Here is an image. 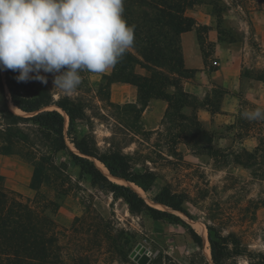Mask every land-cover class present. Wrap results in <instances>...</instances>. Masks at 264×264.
Masks as SVG:
<instances>
[{
	"label": "rangeland",
	"instance_id": "obj_1",
	"mask_svg": "<svg viewBox=\"0 0 264 264\" xmlns=\"http://www.w3.org/2000/svg\"><path fill=\"white\" fill-rule=\"evenodd\" d=\"M185 14L196 21L193 30L206 62V73L197 75L207 91L204 96L196 95L199 102L211 95L215 86L222 87L208 82L206 74L220 69L227 61L236 65L242 61L244 79L256 75L264 78V0H196ZM232 64L228 63L225 69ZM182 65V69H187ZM161 71L172 76L181 89L182 82L189 79L185 76L195 77L194 69H188L182 76L166 68ZM134 72L147 74L139 65ZM42 74L47 77L55 98L64 95L54 87L51 73ZM80 74L82 84L69 95L77 97L85 107L86 117L76 123L78 134L94 139L101 151L122 152L134 172L151 170L156 178L148 191L141 189L143 194L125 183L132 182L104 173L112 182L130 186L148 205L172 216L154 219L147 210L131 211L107 185L94 183L82 173L66 150L56 152L52 135L47 131L30 121L9 123V111L21 116L32 114L13 110L3 80L4 71H0L3 187L31 201L52 200L58 204L53 217L63 264H138L131 254L140 253L139 249L149 255L147 264H214L209 235L215 240L228 238L222 264H264V171L253 176L250 168L234 162L235 157L244 153L236 144L235 130L226 128L240 111L252 110L253 105L243 100L229 123L215 119L200 121L206 134L189 136L186 141L165 117L166 100L153 98L145 106L138 98L114 102L106 84L100 85L102 75ZM165 91L171 94L176 88L168 86ZM197 109L185 107L181 113L195 119ZM67 120L64 114L65 138ZM65 140L69 149L77 153ZM93 161L100 168L97 164L100 162ZM261 161L264 163L263 158ZM39 163L43 166L41 184L34 190L30 183ZM163 187L181 199L186 213L152 201ZM200 228L205 229V235Z\"/></svg>",
	"mask_w": 264,
	"mask_h": 264
},
{
	"label": "trees",
	"instance_id": "obj_2",
	"mask_svg": "<svg viewBox=\"0 0 264 264\" xmlns=\"http://www.w3.org/2000/svg\"><path fill=\"white\" fill-rule=\"evenodd\" d=\"M196 0H124L123 16L129 25L134 26L135 41L124 57L112 68L109 74H103L100 85L109 86L113 82L129 83L137 88V98L141 105L153 98L167 101L168 108L165 117L187 137L204 136L200 121L190 119L181 113L185 107L193 110L199 107L207 108L212 114L220 109V99L226 90L215 86L211 95L199 102L196 95L179 88L168 74L161 71L166 68L170 73L182 76L188 69L183 68L180 34L193 30L196 21L185 14L186 8H191ZM139 65L147 74H137L134 67ZM18 73L4 70V84L10 95V102L23 114L21 116L9 111V123L30 121L52 135L54 150H66L74 165L90 176L92 182L105 184L116 197L122 198L133 212L147 210L154 219L172 216L171 213L154 208L146 203L130 186L116 184L98 168L93 159L99 161L112 177L122 178L134 183L143 191H148L155 181V174L146 169L141 173L134 172L126 155L119 150L101 151L94 139L81 136L77 132L76 123L86 117L85 107L77 97L58 94L47 84L38 82H18ZM190 78L191 75L185 76ZM254 78L264 81L256 75ZM174 86L176 91L168 94L165 88ZM54 106V107H53ZM57 107V108H55ZM259 106L253 105L252 108ZM60 109V110H59ZM248 109V108H247ZM67 117V127L64 137V114ZM135 111H138L135 109ZM234 122L226 125L234 129L238 139L248 135L258 138L254 151L243 149V156H237L235 163L250 168L253 176L264 171V120L249 121L242 113ZM18 113V112H17ZM124 125V124H123ZM77 153L71 151L66 140ZM189 143V142H187ZM0 151L3 150L0 148ZM43 166L39 163L33 171L30 188L37 190L41 184ZM152 201L172 210L185 212L181 199L167 187L161 188ZM38 202V203H37ZM58 204L52 200L39 202L22 198L3 187L0 176V264H63L59 231L54 220ZM211 258L214 264H222L224 250L228 238L208 237ZM200 243V240H197Z\"/></svg>",
	"mask_w": 264,
	"mask_h": 264
},
{
	"label": "clouds",
	"instance_id": "obj_3",
	"mask_svg": "<svg viewBox=\"0 0 264 264\" xmlns=\"http://www.w3.org/2000/svg\"><path fill=\"white\" fill-rule=\"evenodd\" d=\"M124 0H0V71L18 82L53 85L71 95L81 72H109L134 46V26L123 16ZM249 121L264 109L245 110Z\"/></svg>",
	"mask_w": 264,
	"mask_h": 264
},
{
	"label": "crops",
	"instance_id": "obj_4",
	"mask_svg": "<svg viewBox=\"0 0 264 264\" xmlns=\"http://www.w3.org/2000/svg\"><path fill=\"white\" fill-rule=\"evenodd\" d=\"M180 44L184 67L194 69L196 77L184 80L182 89L193 95L204 96L207 91L197 75L206 73V62L198 48L194 30L182 32L180 34ZM228 63L232 64V61H227L220 69L206 74L208 82L214 86L220 84L226 92L220 99V109L217 113L212 114L205 107H199L196 110V116L201 122L215 119L222 123H229L234 115L239 112L243 100L264 109V81L256 78L244 79L242 77V61L238 65H236L237 63L232 64L231 68L225 69ZM111 70L104 74H109ZM109 97L111 101L120 103L135 101L137 100V88L129 83L113 82L109 86ZM236 144L240 148L252 152L258 145V138L255 135H248L236 140Z\"/></svg>",
	"mask_w": 264,
	"mask_h": 264
},
{
	"label": "water",
	"instance_id": "obj_5",
	"mask_svg": "<svg viewBox=\"0 0 264 264\" xmlns=\"http://www.w3.org/2000/svg\"><path fill=\"white\" fill-rule=\"evenodd\" d=\"M20 110V109H19ZM21 111V110H20ZM21 112H23V111H21ZM61 112H63V111H61ZM24 113V112H23ZM63 114H65L64 112H63ZM65 116L67 117V115L65 114ZM67 119H68V117H67ZM105 168V167H104ZM106 169V168H105ZM106 172H107V174H108V176H111L109 173H108V171H107V169H106ZM112 177V176H111ZM114 178H117V177H114ZM139 252L140 253H138V252H133L132 254H131V256L135 259V260H137V262H138V264H147V262L149 261V255L147 254V253H145V251H144V249H139Z\"/></svg>",
	"mask_w": 264,
	"mask_h": 264
},
{
	"label": "bare ground",
	"instance_id": "obj_6",
	"mask_svg": "<svg viewBox=\"0 0 264 264\" xmlns=\"http://www.w3.org/2000/svg\"><path fill=\"white\" fill-rule=\"evenodd\" d=\"M12 104V103H11ZM12 108H13V110L14 111H16V112H18V113H22L23 114V112H21L19 109H17L14 105H12ZM98 164V166H100V168L106 173V170H105V168L100 164V163H97ZM110 177V176H109ZM117 180V179H116ZM121 180V179H120ZM122 182H125L124 180H121ZM126 184H130V186H132L139 194H143V191L140 189V188H138V187H136L135 185H133L132 183H128V182H125ZM199 230H201V233L203 234V235H205V233L206 232H204V228H200ZM207 241V240H206Z\"/></svg>",
	"mask_w": 264,
	"mask_h": 264
}]
</instances>
